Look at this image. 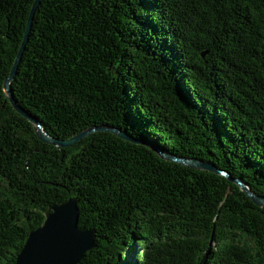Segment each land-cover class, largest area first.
Masks as SVG:
<instances>
[{"label": "trees", "instance_id": "16d2710c", "mask_svg": "<svg viewBox=\"0 0 264 264\" xmlns=\"http://www.w3.org/2000/svg\"><path fill=\"white\" fill-rule=\"evenodd\" d=\"M35 0H0V264L78 201L79 264H264V207L227 178L97 132L42 142L5 93ZM44 131L119 129L264 197V0H42L11 83Z\"/></svg>", "mask_w": 264, "mask_h": 264}, {"label": "water", "instance_id": "95a60500", "mask_svg": "<svg viewBox=\"0 0 264 264\" xmlns=\"http://www.w3.org/2000/svg\"><path fill=\"white\" fill-rule=\"evenodd\" d=\"M42 0H35L30 12L23 42L14 61L9 77L5 81V93L12 106L17 112L27 119L35 129L38 138L55 147L68 148L76 145L84 138L97 132H109L117 135L119 138L145 145L153 148L161 158L175 162L198 171H207L227 178L235 183L240 189L254 202L258 207H264V197L255 193L241 179H233L226 171L218 169L214 164L206 163L198 159H187L171 156L157 148H154L150 142L138 141L127 133L115 129L96 127L80 133L70 140H60L48 135L41 121L25 111L15 101L11 92V83L15 78L18 66L23 58L26 46L29 41L30 33L33 27L35 13ZM80 209L78 201L71 198L63 203L54 205L47 213L46 219L39 228L30 232L27 242L18 255L15 264H79L85 258L86 254L96 247L95 232L93 230H83L79 228Z\"/></svg>", "mask_w": 264, "mask_h": 264}]
</instances>
